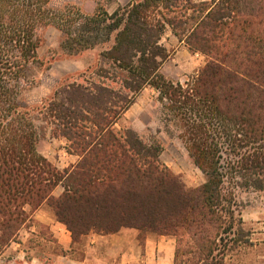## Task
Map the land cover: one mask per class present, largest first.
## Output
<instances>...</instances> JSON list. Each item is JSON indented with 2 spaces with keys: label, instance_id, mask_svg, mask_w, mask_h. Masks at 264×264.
Returning a JSON list of instances; mask_svg holds the SVG:
<instances>
[{
  "label": "trees",
  "instance_id": "16d2710c",
  "mask_svg": "<svg viewBox=\"0 0 264 264\" xmlns=\"http://www.w3.org/2000/svg\"><path fill=\"white\" fill-rule=\"evenodd\" d=\"M52 1L0 0V256L44 205L74 240L123 228L175 237V264H225L254 246L239 196L264 192V0H134L93 15ZM49 26L70 56L109 46L33 104ZM168 33L208 59L191 81L162 72ZM149 87L205 175L198 188L161 161L158 139L117 128ZM47 132L75 165L61 170L40 152Z\"/></svg>",
  "mask_w": 264,
  "mask_h": 264
},
{
  "label": "rangeland",
  "instance_id": "374dc122",
  "mask_svg": "<svg viewBox=\"0 0 264 264\" xmlns=\"http://www.w3.org/2000/svg\"><path fill=\"white\" fill-rule=\"evenodd\" d=\"M134 0H53L56 9L65 7L79 10L82 14L93 15L103 7L113 12L118 5L126 6ZM44 43L39 49V56L43 62L42 69L35 72L37 81L28 93L29 100L35 104L48 97L52 91L64 82L74 81L88 70L97 65L100 53L109 45L98 46L80 55L70 56L62 49L63 35L56 26H49L43 33ZM164 44L170 52V58L165 62L162 72L175 82H188L197 76L208 62L200 54H191L185 46L172 34H167ZM134 129L145 141L158 139L163 145L161 161L184 182L188 189L200 187L206 180L203 172L194 164L190 157L186 143L179 136V130L172 127L169 133L164 121L162 105L158 100V93L147 88L136 100V103L125 114L117 126ZM62 145L53 141L50 132L42 138L39 149L53 154L59 153ZM59 159V156L56 155ZM62 190L60 187L59 191ZM240 206L245 229L250 232L254 246L242 248L228 255L225 264H264V192L241 193ZM43 233L48 231L43 227ZM171 237V236H170ZM175 241L177 250V239ZM32 240V245L35 244ZM7 257L0 260V264L7 263ZM186 263V257H181L178 264Z\"/></svg>",
  "mask_w": 264,
  "mask_h": 264
},
{
  "label": "crops",
  "instance_id": "0c3cea01",
  "mask_svg": "<svg viewBox=\"0 0 264 264\" xmlns=\"http://www.w3.org/2000/svg\"><path fill=\"white\" fill-rule=\"evenodd\" d=\"M53 141L62 145L54 156L39 149L53 164L63 170L78 162L77 156L67 153L64 140ZM60 187L54 191L57 197L64 192L63 187L59 191ZM32 218L31 225L20 233L19 241L0 256V260L7 257L6 264H175V241L169 236L123 228L114 234L90 232L74 240L48 205L33 213ZM43 227L47 235L42 234ZM32 240L36 241L33 245Z\"/></svg>",
  "mask_w": 264,
  "mask_h": 264
}]
</instances>
